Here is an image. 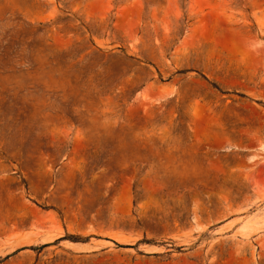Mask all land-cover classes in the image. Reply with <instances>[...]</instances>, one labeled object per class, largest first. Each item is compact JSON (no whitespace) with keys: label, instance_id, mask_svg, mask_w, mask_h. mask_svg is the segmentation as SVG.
I'll use <instances>...</instances> for the list:
<instances>
[{"label":"rangeland","instance_id":"374dc122","mask_svg":"<svg viewBox=\"0 0 264 264\" xmlns=\"http://www.w3.org/2000/svg\"><path fill=\"white\" fill-rule=\"evenodd\" d=\"M0 264H264V0H0Z\"/></svg>","mask_w":264,"mask_h":264},{"label":"bare ground","instance_id":"6f19581e","mask_svg":"<svg viewBox=\"0 0 264 264\" xmlns=\"http://www.w3.org/2000/svg\"><path fill=\"white\" fill-rule=\"evenodd\" d=\"M202 128H203V126H202Z\"/></svg>","mask_w":264,"mask_h":264}]
</instances>
